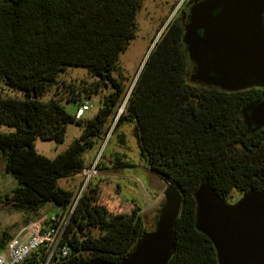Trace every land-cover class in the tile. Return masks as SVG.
Returning a JSON list of instances; mask_svg holds the SVG:
<instances>
[{
	"label": "trees",
	"instance_id": "1",
	"mask_svg": "<svg viewBox=\"0 0 264 264\" xmlns=\"http://www.w3.org/2000/svg\"><path fill=\"white\" fill-rule=\"evenodd\" d=\"M141 3L0 0V125L13 129L0 133V155L4 172L17 183L5 199L14 210L34 215L48 203L59 211L72 207L62 240L70 253L55 264L117 262L146 232L135 210L112 214L97 202L93 190L74 199L57 184L83 169V154L104 134L125 96L113 72L119 53L135 35ZM182 35L180 20L168 24L129 90L123 112L116 113L113 129L133 123L148 169L181 194L174 253L167 264H217L212 244L194 227L193 192L202 181L223 200L234 189L264 190V127L251 133L241 116L244 108L263 99L264 90L227 93L191 83ZM66 68L85 69L96 81L79 94L69 90L65 101L43 100ZM101 85H109L111 92L91 119L66 113L64 102L78 107L82 96L90 99ZM66 124L82 126V131L64 151L52 159L35 151L37 138L61 143ZM9 240L4 233L0 250Z\"/></svg>",
	"mask_w": 264,
	"mask_h": 264
},
{
	"label": "water",
	"instance_id": "2",
	"mask_svg": "<svg viewBox=\"0 0 264 264\" xmlns=\"http://www.w3.org/2000/svg\"><path fill=\"white\" fill-rule=\"evenodd\" d=\"M182 44L194 65L193 84L233 93L264 90V0H199L183 26ZM251 132L264 127V97L241 111ZM153 227L122 260L84 264H167L174 253V223L181 194L167 182ZM194 227L212 244L217 264H264V190L248 189L234 203L206 181L193 192Z\"/></svg>",
	"mask_w": 264,
	"mask_h": 264
},
{
	"label": "rangeland",
	"instance_id": "3",
	"mask_svg": "<svg viewBox=\"0 0 264 264\" xmlns=\"http://www.w3.org/2000/svg\"><path fill=\"white\" fill-rule=\"evenodd\" d=\"M186 1L142 0L135 17V35L126 48L119 53L113 72V77L122 85L125 92L116 113L122 105H125L124 101L148 53L168 24L179 20L180 10ZM95 81L96 78L85 69L66 68L59 74L56 84L50 88L43 100L57 98L65 101L70 97L69 90L72 89L74 93L79 94L83 87H90ZM110 92L109 85H101L96 93L90 95V99L82 96L81 102H87L88 110L84 112L81 119H91L100 107V100ZM2 93L10 96L18 95L6 90ZM63 106L68 114H73L77 107L71 102H64ZM116 113L108 119L104 134L97 139L93 149L83 154V169L70 178L59 180L57 184L60 188L71 191L74 199L93 190L97 202L109 213L129 215L132 210H135L142 219L144 230L148 231L155 223V221L152 222V217L154 215L157 217L158 209L163 201L162 192L169 181L148 169L134 136L133 123L123 122L113 129ZM12 130L0 125V133H8ZM81 131L82 126L66 124L61 143L37 138L34 141V149L38 154L52 159L78 138ZM3 167V158L0 155V240L4 233L11 238L27 223L59 212L57 207L49 203L37 211L36 215L14 210L5 196L10 195L17 183L11 175L4 172ZM238 195L239 192L236 189L232 190L227 198L228 202L233 203ZM89 232L93 235L97 233L95 229Z\"/></svg>",
	"mask_w": 264,
	"mask_h": 264
},
{
	"label": "built area",
	"instance_id": "4",
	"mask_svg": "<svg viewBox=\"0 0 264 264\" xmlns=\"http://www.w3.org/2000/svg\"><path fill=\"white\" fill-rule=\"evenodd\" d=\"M87 110V102H83L74 118H81ZM71 212L72 207L27 223L0 250V264H55L58 259L68 257L70 247L62 240Z\"/></svg>",
	"mask_w": 264,
	"mask_h": 264
},
{
	"label": "flooded vegetation",
	"instance_id": "5",
	"mask_svg": "<svg viewBox=\"0 0 264 264\" xmlns=\"http://www.w3.org/2000/svg\"><path fill=\"white\" fill-rule=\"evenodd\" d=\"M193 2H195L194 0H187L186 2H185V4H184V6H183V8L180 10V13H179V20L181 21V23H183V26H184V24L187 22V14H188V9H189V7H190V5L193 3ZM185 47V46H184ZM185 51H186V49H185ZM186 56H187V52H186ZM193 70H194V65H193V63L189 60V58H188V56H187V66H186V76L188 77V79L190 78V76H191V74L193 73ZM238 192H239V195H238V197H237V199L234 201V202H236L242 195H243V193L244 192H242V191H239V190H237ZM227 203H232V202H228V200L226 199L225 200ZM233 202V203H234ZM155 219H156V215H154L153 217H152V222L154 223V221H155Z\"/></svg>",
	"mask_w": 264,
	"mask_h": 264
}]
</instances>
